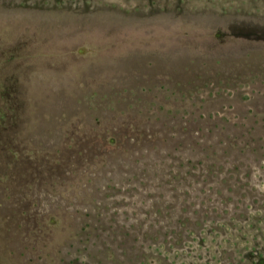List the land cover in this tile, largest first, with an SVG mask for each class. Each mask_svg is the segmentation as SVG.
Listing matches in <instances>:
<instances>
[{
  "label": "rangeland",
  "instance_id": "1",
  "mask_svg": "<svg viewBox=\"0 0 264 264\" xmlns=\"http://www.w3.org/2000/svg\"><path fill=\"white\" fill-rule=\"evenodd\" d=\"M0 264H264V0H0Z\"/></svg>",
  "mask_w": 264,
  "mask_h": 264
}]
</instances>
